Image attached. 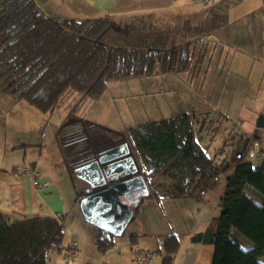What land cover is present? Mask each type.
I'll use <instances>...</instances> for the list:
<instances>
[{"label": "trees", "instance_id": "16d2710c", "mask_svg": "<svg viewBox=\"0 0 264 264\" xmlns=\"http://www.w3.org/2000/svg\"><path fill=\"white\" fill-rule=\"evenodd\" d=\"M111 33L129 39L108 15L59 21L34 0H0V87L45 113L54 110L68 91L97 101L110 82L154 76L158 69L189 71L194 64L189 50L173 47L158 53L138 43L126 45L115 39L108 43ZM195 117L184 113L122 132L149 189L140 203L161 197L155 191L160 176L169 181L174 198H186L203 176L215 170L214 159L196 137ZM256 127L264 128V114L258 116ZM102 129L70 114L59 130L57 142L73 178L75 169L96 159L89 139ZM249 151L247 146L233 157L234 173L227 178L220 214L205 233L192 238L214 247L213 264H264V168L254 167ZM63 223V215L12 223L0 213V264H49L51 252L65 249ZM232 234L250 247L245 249ZM136 238L131 236V243ZM115 241L113 235L98 230L95 243L100 254L111 250ZM179 249V238L169 234L162 250L164 264H173Z\"/></svg>", "mask_w": 264, "mask_h": 264}, {"label": "rangeland", "instance_id": "374dc122", "mask_svg": "<svg viewBox=\"0 0 264 264\" xmlns=\"http://www.w3.org/2000/svg\"><path fill=\"white\" fill-rule=\"evenodd\" d=\"M224 2L180 0L170 15L166 12L158 16L149 14L130 19L129 26L120 30L122 35L128 36L129 39L113 36V33L106 37L108 43L113 39L126 45L138 43L154 51L159 50L158 53L168 52L173 47H179L181 51L189 50L194 57V64L189 71L169 73L158 69L154 76L113 81L97 101L68 91L54 110L45 113L12 95L4 86L0 87V159L5 160L6 165V158L11 157L12 161H8V164L14 162L11 166L13 168L34 158L42 169L59 174L62 160L57 154L53 136L56 128L62 125L70 114L104 121L109 126L122 130L121 134H118L103 128L100 132L91 134L89 144L90 149L94 151L95 141H98L102 148L118 143L122 141V132L127 127L142 121L158 120L175 113L195 112L196 137L208 155L214 159L215 171L222 172L221 179L226 180L228 173L224 169L222 171L221 167L231 166L233 156L237 155L239 150L242 149L243 153L249 145L243 133L255 129V115L264 110V58L256 51L245 52L238 47L232 48V45L221 40L219 21L222 18H215L214 12L222 9ZM228 2H231V20H236L245 13L254 14V11L264 13V0ZM197 20L199 24L194 29V21ZM244 28H248L247 24H244ZM228 30H231V27ZM214 33L219 38L213 37ZM234 33L233 31L231 34ZM240 35L242 32H239V37ZM1 43L0 36V48ZM209 68L211 71L207 74ZM212 69H215L217 80L213 79L215 74ZM225 78L228 83L233 84L231 87L233 92L235 91L234 95L228 97V102L223 103L221 98L207 96L209 89H223ZM252 92L254 94H251ZM225 105H231V110L225 112ZM34 135L39 141H43L41 148L36 149H40L41 154L29 151L28 158L23 160L26 157L25 151L15 154L10 148V139H31ZM252 150L253 147L250 146L249 158ZM232 166L234 169V165ZM155 187L165 192V181L161 178Z\"/></svg>", "mask_w": 264, "mask_h": 264}, {"label": "crops", "instance_id": "0c3cea01", "mask_svg": "<svg viewBox=\"0 0 264 264\" xmlns=\"http://www.w3.org/2000/svg\"><path fill=\"white\" fill-rule=\"evenodd\" d=\"M179 1L35 0L46 14L56 20H95L108 15L114 26L120 28V30L124 26H129L130 19L134 17L149 14L158 16L163 13L166 14V12L167 15H170ZM221 1H225L223 3L224 9L214 12L215 18H222L219 21L221 40L230 46L232 45V48L238 47L245 52L256 51L261 58H264V13L254 11L252 12L254 14L245 13L242 17L231 20V2H228L229 0ZM194 22L196 26H193V28L196 29L199 21ZM244 24H247V29L244 28ZM229 27H231V30H228ZM233 31L235 33L231 34ZM239 32H242L240 37ZM236 33L238 34L236 35ZM248 33L249 36L247 37ZM212 36L219 38L216 33ZM202 58L205 59V57ZM210 71L211 69L209 68L206 73L208 74ZM212 73L215 74V69H212ZM236 74H238L237 71ZM215 76L216 74L213 79L217 80ZM231 86L233 84L228 83L227 78H225L222 84L223 89H209L210 92L207 96L221 98L222 102L226 103L228 102V97L235 94ZM251 94H254V92ZM230 106H223V110H231ZM260 114H264V110L259 111L255 115V129L252 132L243 133L245 135L244 138H247L249 145L251 144L250 146L253 147L252 151L256 156L264 155V153H261V150L264 151V128L256 127V120ZM176 115L181 114L175 113L170 115V117ZM166 116L158 120H144L151 122L170 118L168 115ZM66 119L62 125L56 128L53 136L56 149L58 150L57 154L62 160V168H60L59 174L55 173V171L49 172L42 169L39 162L34 158L13 168L11 166L14 162L8 164V161H12L11 157L6 158V165L5 160L0 159V213L12 223L20 222L24 218H56L59 215L64 216L65 238L63 245L65 249L62 252H52L49 264H164L166 254L162 250L165 239L169 234H175L180 241V249L175 256L173 264H213L214 247L203 243H194L192 238L198 234L205 233L209 229L212 220L220 214L227 178L234 173L232 165L221 167L222 171L224 169L228 173L226 180L221 179L220 175L222 172L218 173L213 170L200 179L198 185L186 198H174L171 193L170 183L163 176L158 177L155 183L157 184V181L162 178L165 181V192L155 189L161 195L160 198L146 199L143 203L139 202L138 205L133 206L134 217L128 224L124 234L116 237L115 246L105 255H102L99 253L95 243L98 230L100 229L86 221L80 207V201L88 188L87 184L76 177H72L66 164L64 153L57 142L58 132L65 124ZM82 119L121 134L122 130L115 129L104 123V121H96L90 118ZM146 122L142 121L140 124ZM37 140L35 135L31 139L29 137H12L10 139V148L14 150L15 154L24 150L26 157L23 160H26L30 152L36 151L38 155L41 154V150L36 149L41 148L43 141ZM124 143L125 141L122 139L118 143L102 148L99 142L95 141L93 149L97 156L103 150ZM241 151L242 149L236 152L238 154L233 157L240 156L242 154ZM249 159L253 163L254 158ZM23 166H29L33 170L40 182L39 186L34 184L33 177L13 174V170L16 167ZM254 167L259 168V166L255 165ZM262 167L264 168V165ZM246 194L252 198L254 197L250 191H246ZM136 209L138 211L135 213ZM131 236H137L134 243L130 241ZM232 238L237 240L245 249L250 247V243L243 238L235 234H232ZM71 242L77 243L76 249H71ZM138 251H146L152 255L149 260L138 262L135 257ZM262 262L264 263V259H262Z\"/></svg>", "mask_w": 264, "mask_h": 264}, {"label": "water", "instance_id": "95a60500", "mask_svg": "<svg viewBox=\"0 0 264 264\" xmlns=\"http://www.w3.org/2000/svg\"><path fill=\"white\" fill-rule=\"evenodd\" d=\"M87 184L80 207L86 221L120 237L134 217L133 206L149 195L127 143L99 152L96 159L74 170Z\"/></svg>", "mask_w": 264, "mask_h": 264}, {"label": "built area", "instance_id": "2783aa9c", "mask_svg": "<svg viewBox=\"0 0 264 264\" xmlns=\"http://www.w3.org/2000/svg\"><path fill=\"white\" fill-rule=\"evenodd\" d=\"M250 157L254 158L253 160V164L255 166H259L262 167L264 165V155L262 156H256L255 153L253 151L250 152ZM13 174L16 176H27V177H33L34 178V184L36 186H39L40 182L39 180L36 178V174L33 172V170L29 167V166H23V167H16L13 170ZM71 249H76L77 248V243L76 242H71L70 244ZM151 253L146 252V251H138L135 255L136 260L138 262H144L150 259L151 257Z\"/></svg>", "mask_w": 264, "mask_h": 264}]
</instances>
